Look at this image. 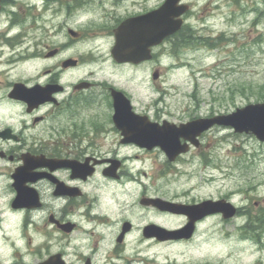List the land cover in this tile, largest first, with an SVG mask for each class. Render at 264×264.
Masks as SVG:
<instances>
[{
	"label": "flooded vegetation",
	"instance_id": "af4514ba",
	"mask_svg": "<svg viewBox=\"0 0 264 264\" xmlns=\"http://www.w3.org/2000/svg\"><path fill=\"white\" fill-rule=\"evenodd\" d=\"M165 1L0 0V264L183 263L141 248L172 250L186 243L166 233L184 226L186 215L156 200L197 202L182 200L173 189L174 167L186 163V151L171 161L153 144L150 126L176 123L162 117L158 104L164 99L141 98V79L143 73L154 81L162 77L165 52L213 49L225 36L198 35L187 2V11L174 18L180 28L152 42L155 12L158 17ZM231 1L233 12L255 14L253 29L264 19V0ZM144 48L145 58L134 55ZM117 51L125 54L120 60ZM114 91L125 97L123 104ZM118 113L125 119L116 122ZM206 133L188 152L195 150L204 164L213 159L212 142L202 141ZM233 166L222 167V179L233 176ZM249 192L236 184L205 198L230 202L235 214L213 213L198 223L243 218L242 237L253 234L264 208Z\"/></svg>",
	"mask_w": 264,
	"mask_h": 264
},
{
	"label": "rangeland",
	"instance_id": "374dc122",
	"mask_svg": "<svg viewBox=\"0 0 264 264\" xmlns=\"http://www.w3.org/2000/svg\"><path fill=\"white\" fill-rule=\"evenodd\" d=\"M186 2L193 4L190 22L198 35L216 37L222 32L226 40L213 49L198 46L162 54V77L154 81L143 73L141 98L145 102L156 96L164 99L165 104H158L164 111L162 117L176 124L264 101V19L253 29L255 14L233 12L231 0ZM234 33L238 43L231 35ZM258 35L262 37L258 39ZM232 131L213 128L203 135L204 143L212 142L209 150L213 159L207 165L195 150L186 154V163L175 165L173 189L182 200L199 203L238 184L250 187V196L264 208V142ZM220 138L228 141L223 143ZM234 146L237 153L228 152ZM158 162H164L160 154ZM229 164L236 165L232 167L233 176L222 179V167ZM243 222L238 218L222 223L211 217L197 225L192 238L172 250L148 248L145 244L141 248L154 256L173 255L184 260L182 264H264V231L258 238L251 234L244 238V231L239 229Z\"/></svg>",
	"mask_w": 264,
	"mask_h": 264
},
{
	"label": "water",
	"instance_id": "95a60500",
	"mask_svg": "<svg viewBox=\"0 0 264 264\" xmlns=\"http://www.w3.org/2000/svg\"><path fill=\"white\" fill-rule=\"evenodd\" d=\"M179 0H166V2L160 7L158 11V17L155 12L153 20V28L150 30L149 38L152 42L161 41L166 35L173 33L180 27V20L174 19L184 13L188 6L178 5ZM137 36H134L136 38ZM147 33L143 34V39L146 40ZM151 42V40H150ZM147 43L143 44L146 47ZM147 49H143L142 52H137L134 55L141 58L146 56ZM117 58L125 56L124 53L117 51L114 54ZM156 76V74L154 75ZM118 96L116 101L123 104L125 99L120 92H114ZM121 106L117 107L119 110ZM126 116L119 113L114 116L116 122L122 121ZM119 124V123H118ZM225 125L231 126L236 132L240 133H252L259 140L264 141V102L248 104L244 107L237 108L235 111L227 114L215 115L210 118H197L186 123H182L179 126L171 125L167 127L159 126L160 128H150L151 134L154 136V143L159 144L161 148L166 152L167 156L172 159L180 151H184L179 142L180 137L186 138L190 142L197 144V136L203 131L210 128L212 125ZM188 146L186 144V150ZM159 203H163L159 200ZM224 203V205H223ZM171 208H174L176 212L184 213L188 217V222L185 226L177 230L166 231L167 235L171 238H189L194 230V223L202 218L204 215L225 211L234 212V209L230 207V204L224 201H212L205 200L197 204L182 205L176 203H168ZM230 213L226 214L229 216Z\"/></svg>",
	"mask_w": 264,
	"mask_h": 264
},
{
	"label": "bare ground",
	"instance_id": "6f19581e",
	"mask_svg": "<svg viewBox=\"0 0 264 264\" xmlns=\"http://www.w3.org/2000/svg\"><path fill=\"white\" fill-rule=\"evenodd\" d=\"M168 249V248H167Z\"/></svg>",
	"mask_w": 264,
	"mask_h": 264
}]
</instances>
